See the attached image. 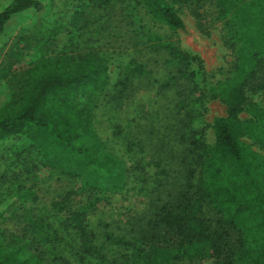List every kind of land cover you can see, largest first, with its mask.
Returning <instances> with one entry per match:
<instances>
[{"label":"rangeland","instance_id":"rangeland-1","mask_svg":"<svg viewBox=\"0 0 264 264\" xmlns=\"http://www.w3.org/2000/svg\"><path fill=\"white\" fill-rule=\"evenodd\" d=\"M12 1L0 0V11ZM37 1L38 9L12 15L0 32V108L18 99L32 63L96 53L108 66L104 90L87 95L81 87L68 84L61 97L66 98L69 90L84 93L78 104L85 107L89 117L83 116L80 123L85 138L82 150L87 152V144L97 140L101 153L95 155L96 160L103 153L113 159L109 175L102 177L106 180L104 188L94 191L87 179L66 171L75 161L81 167L83 161L76 155L78 147L62 144L72 140L76 128L69 115L56 117L60 122L54 124L53 134L43 125L20 127V132H15L6 121L4 131L15 133L0 138V245L20 243L21 238L29 246H37L44 259L55 264H64L65 259L70 264H125L128 260L143 264L142 259L133 260L135 245H139L137 241L158 207L183 183L181 156L193 126L178 106L180 92H189L193 83L178 72V61L161 45L172 43L200 70L206 96L200 104L193 90L189 109L204 125L209 146L216 140V117L232 115L238 121H256L260 112L256 116L251 111L253 106L264 114V59L260 55L255 54V76L243 85L245 100L236 110L211 91L237 72L241 33L234 7L241 0H169L185 23L181 29L153 19L139 0ZM127 75L130 82L123 91L121 83ZM98 85L94 80L82 88ZM52 90L47 87L43 92L44 108L59 114L61 105L51 101ZM119 162L125 165L126 178L113 171L114 163ZM60 202L85 212L84 223L100 249L79 250L80 235L66 227L68 212L56 207ZM203 215L212 224L218 219L209 204H205ZM39 222L50 232L48 241L54 239V230L61 238L55 241L54 251L49 249L53 243L41 241L35 231ZM236 239L232 233V242ZM174 264L215 261L184 259Z\"/></svg>","mask_w":264,"mask_h":264},{"label":"trees","instance_id":"trees-1","mask_svg":"<svg viewBox=\"0 0 264 264\" xmlns=\"http://www.w3.org/2000/svg\"><path fill=\"white\" fill-rule=\"evenodd\" d=\"M139 1L153 19L172 29L184 28L183 19L169 0ZM39 6L37 0H13L0 11V32L12 15L31 8L38 9ZM234 13L241 33V45L236 50L237 72L233 78L220 82L211 89L232 110H236L243 103V85L255 76V54L264 59V0H241L235 5ZM161 46L178 61V72L184 79L193 83L189 92L185 89L180 92L178 100L179 108L193 126L187 147L181 156L184 167L183 183L178 191L163 201L150 220L148 228L138 237L139 245L134 244L133 260L137 262L142 259L143 264H174L184 259H212L215 264H264V153L253 144L264 149V114L257 106H253L251 111L256 116L260 112V119L256 121L242 122L232 115L216 117L213 121L216 140L213 146H209L205 141L204 125L196 120V113L189 109L193 90L197 92L196 102L200 104H203L202 100L206 96L202 90L203 79L199 78L200 70L193 67L187 53L172 43ZM26 75L18 99L0 108L3 113L0 116V132L7 130L4 128L7 121L11 123V127L16 128L15 132H20V127L24 129L30 125H43L53 134L54 124L60 122L56 121V117L63 118L66 113L76 122V128L72 130V140L62 144L68 148L78 147L76 155L83 157L81 167L75 161L66 171L72 173L73 177L87 179L94 191L103 189L106 180L102 177L109 175V162L113 158L103 153L102 158L96 160L95 155L101 153L97 140L91 145L87 144V152L82 150L85 147L82 144L85 138L81 136L80 123L83 116L88 115L85 107L79 106L78 99H82L84 93L69 90L66 98L61 97V94L68 84L81 87L80 90L87 95L103 91L108 78L106 60L92 52L77 58L41 60L32 63L27 68ZM94 80L98 82V86L83 90L82 87ZM128 82L129 75L121 83L124 86L123 91L126 90ZM47 87H53L51 101L61 105L62 112L59 114L44 108L43 92ZM18 123L21 126H17ZM15 132L4 131L0 133V138ZM156 165L159 166V163ZM113 171L126 178L123 162L114 163ZM205 204L211 205L216 211L218 219L215 224L204 217ZM56 207L68 212L65 225L71 226L80 235V251L94 252L101 248L93 243L95 235L84 223L83 210H72L61 202ZM43 224L39 222L35 231L38 232L40 240L46 243V238H49L47 233L50 232L48 229L44 230ZM51 232L54 239L48 241L53 243L49 249L54 251L55 241H60L61 238L57 231ZM232 233L237 235L234 242ZM37 249V246H29L21 238L20 243L9 246L1 244L0 264H55L46 261L43 252ZM64 264L70 263L65 259ZM125 264L134 263L128 260Z\"/></svg>","mask_w":264,"mask_h":264}]
</instances>
